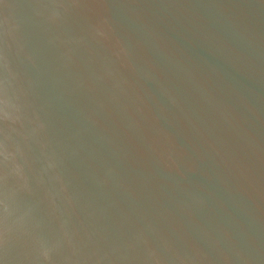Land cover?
I'll return each mask as SVG.
<instances>
[{"label":"water","instance_id":"1","mask_svg":"<svg viewBox=\"0 0 264 264\" xmlns=\"http://www.w3.org/2000/svg\"><path fill=\"white\" fill-rule=\"evenodd\" d=\"M0 264H264V0H0Z\"/></svg>","mask_w":264,"mask_h":264}]
</instances>
